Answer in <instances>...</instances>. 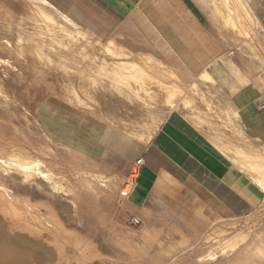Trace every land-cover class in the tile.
Wrapping results in <instances>:
<instances>
[{
    "label": "crops",
    "instance_id": "obj_1",
    "mask_svg": "<svg viewBox=\"0 0 264 264\" xmlns=\"http://www.w3.org/2000/svg\"><path fill=\"white\" fill-rule=\"evenodd\" d=\"M44 1L142 62L152 105L169 98L152 108L162 118L142 151L122 155L142 158L120 203L141 238L184 231L176 222L188 216L210 222L262 209L264 187L220 146L244 136L264 149V0Z\"/></svg>",
    "mask_w": 264,
    "mask_h": 264
},
{
    "label": "bare ground",
    "instance_id": "obj_2",
    "mask_svg": "<svg viewBox=\"0 0 264 264\" xmlns=\"http://www.w3.org/2000/svg\"><path fill=\"white\" fill-rule=\"evenodd\" d=\"M145 82L142 62L118 44L95 38L44 0H0V174L17 172L24 179L34 175L57 177L66 181L68 191L75 195L65 176H56L41 160L24 152L27 144L16 136L14 121L22 118L31 126L36 125L38 132L50 139L45 145L49 150L67 149V141L80 145L77 138L68 136L73 130H81L76 125L79 121H65L67 117L50 104V95L60 97L70 110L88 115H79V120L100 118L109 127L103 136L96 137L100 147L129 154L130 147L114 133V127L143 139L142 124L147 127L153 121L150 119L161 117L160 112L152 110L154 105L149 100L155 99V92ZM168 99L164 97L157 104L161 111L170 105ZM201 101L206 104V98ZM39 110L51 118L38 116ZM142 111L153 114L145 117ZM238 140L220 148L264 187V149L251 147L244 136ZM88 177L81 181L94 191L95 184ZM0 189L9 194L2 185ZM0 205V264L59 262L61 254L43 240L11 230L13 224L22 223L31 224L36 232L52 227L58 235L60 229L54 217L33 215L12 203L4 204L1 197ZM216 231L197 264H264V229ZM71 235L75 247L88 254L84 238L77 233ZM191 245L192 237L180 233V238L158 256L165 257Z\"/></svg>",
    "mask_w": 264,
    "mask_h": 264
},
{
    "label": "rangeland",
    "instance_id": "obj_3",
    "mask_svg": "<svg viewBox=\"0 0 264 264\" xmlns=\"http://www.w3.org/2000/svg\"><path fill=\"white\" fill-rule=\"evenodd\" d=\"M101 41L109 42V40ZM49 98L50 104L56 108L58 114L62 112L67 117L65 121H79L76 125L81 130H73L75 132L68 136L72 139L77 138L80 145L67 141L64 143L67 149L53 147L49 150L45 145L50 143V139L38 132L36 125L33 127L22 118L14 121L17 127L16 136L27 144L24 149L26 154L41 160L56 176L59 174L65 176L76 194L70 193L66 181L55 179L57 177L46 178L34 175L24 179L20 173L12 172L9 175L0 174V185L9 192L7 194L0 189V197L4 204L12 203L16 208H23L33 215L55 218L57 228L60 229L58 235H55L52 227L43 232H36L31 224L22 223L13 224L11 230L41 239L57 250L61 255L56 264H73L78 260L82 264H197L213 241L216 230L264 229L263 206L262 209L244 217H227L210 222L206 217H202V221L200 219L196 221V218L194 220L193 217L188 216L184 221L176 222L184 231L144 232L141 238L134 230L136 226L134 222L125 220L120 205L122 194L131 188L128 176L135 158L128 163V160L122 156L127 153L114 148L99 147L96 144L97 138L103 136L109 129L101 122L102 119H86L88 115L70 110L62 98H55L52 95ZM155 106L158 108L157 105L152 108ZM150 113L142 111V116L148 117L153 114ZM36 114L47 119L51 118L40 110ZM79 115H84V119L79 120ZM160 116L157 119H150L153 121L147 127L142 124L145 132L143 139L131 137L116 126L114 133L124 138L131 153L137 156L161 121L162 114ZM128 168H130L129 173ZM92 173L93 175H90ZM85 176H89L88 178L94 182L96 187L94 191L82 183V177ZM72 233L80 234L84 238L85 244L88 245V254H82V251L75 247ZM180 233L191 236L192 245L179 252L159 257L158 254L162 250L172 241L180 238ZM214 252L219 253L217 249Z\"/></svg>",
    "mask_w": 264,
    "mask_h": 264
},
{
    "label": "built area",
    "instance_id": "obj_4",
    "mask_svg": "<svg viewBox=\"0 0 264 264\" xmlns=\"http://www.w3.org/2000/svg\"><path fill=\"white\" fill-rule=\"evenodd\" d=\"M141 165H142V158L140 157L136 158L130 170V174L128 176L130 186L134 183V179L137 177Z\"/></svg>",
    "mask_w": 264,
    "mask_h": 264
}]
</instances>
